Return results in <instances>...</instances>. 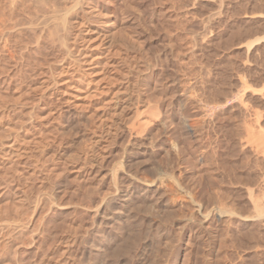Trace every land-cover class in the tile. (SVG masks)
<instances>
[{
  "label": "rangeland",
  "instance_id": "1",
  "mask_svg": "<svg viewBox=\"0 0 264 264\" xmlns=\"http://www.w3.org/2000/svg\"><path fill=\"white\" fill-rule=\"evenodd\" d=\"M106 1L108 24L85 14L81 36L102 50L99 27L127 44L104 53L110 64L92 75L109 90L89 99L69 88L80 96L66 92L55 111L41 112L40 131L53 140L43 132V144L27 150L45 162L27 151L13 164L5 154L21 121L33 119L14 113L1 90L0 264H264V0ZM117 90L139 100L111 107ZM82 98L92 110L76 109ZM10 114L21 118L16 127ZM145 117L143 132L130 131ZM146 194L153 209L140 222L152 229L131 257L115 259L122 223H140L132 206Z\"/></svg>",
  "mask_w": 264,
  "mask_h": 264
},
{
  "label": "bare ground",
  "instance_id": "2",
  "mask_svg": "<svg viewBox=\"0 0 264 264\" xmlns=\"http://www.w3.org/2000/svg\"><path fill=\"white\" fill-rule=\"evenodd\" d=\"M122 1H124V0H122ZM125 2L126 1H124V3ZM108 3L110 4V1ZM118 3H121V2H118ZM108 5H107V1L106 0H0V103H1L0 104V109H1L2 103H3V101H2L3 100V98H2L3 94L1 92V90H5V92L7 93L8 97H10L9 98L10 99L9 103L11 101L12 107L14 108V109H11V110H14L13 112L15 113L16 112L15 108L17 107V112H19V114H21L20 113L21 109L18 111L19 107L22 108V109H27L28 112H29V118L31 120L33 119V122H31V123L29 122L30 121L29 118H28V121L26 120L27 122H29V124L26 123L25 120L23 119V121H21L23 123L22 124L20 123L21 127H19L18 129L16 128L14 130L13 127L17 126L16 123H18L17 121H19L21 118H18V116L15 115V114H10V116L14 115L15 117L18 118L16 120H15V117H13V116H11L12 117L11 119L9 118L10 120H12V123L14 125V126L12 125L13 126L12 129L14 130V132L12 133L13 135L11 134V137L12 136L13 137L11 139L12 141L9 143V146H8L9 148L5 152V154L8 153L10 158L14 159V161H12L13 164L14 163H18V161H20L19 159L23 155H25L27 153V151H29V149H31V147H30L27 150V148H28L27 144L34 143V145L35 144L38 145L39 143H42L45 139H47V138L44 137L45 136L44 134H47L46 135L47 137H48V134L50 136H51V134L53 135L54 132L52 130L53 133H50V131H51L50 129L49 130L47 129L45 131L46 133L43 131L44 134H43V132L41 133V131L43 130V127H45L44 126L45 123L41 124V123H39L37 121V119L39 117H41V112L44 109H47L49 107V109H48L49 112H53V111L56 110V108H58L59 105L62 104V102H64V100H68L69 98L64 97L66 92L75 95V97L80 96L78 93H75L76 91L70 92L69 88H73V89H76V90H84L85 94H86L84 97L89 98V99L92 98V97H95L97 95H102V92H104L105 90H109V88L105 89V87L107 88V86L100 88L97 85H95V78H93L92 75L94 73L98 72L97 69H101L102 70L104 66L110 64V58L108 59L109 56L107 57V55L110 52V48L114 47V46L115 47L116 46L119 47L118 44L119 45L121 44L122 46H125L127 44V42L125 43V40H127V39L121 38V36H120L121 34L117 35V36H119V37H117V36H115L116 35L115 33H114L115 35L113 34V32H111L112 33L111 35L102 34V32L99 29V27L98 28L96 27L95 28V32L99 35L97 37L98 40H99V44L97 45V47L98 48L100 47L102 50L95 49V50H98V51L101 52V53H98V52L95 53L96 51L94 50V48H96V47H93L90 44H88V42L91 39V36H89V38L82 37L81 36L82 32L80 30V27H82V25H85V23H86V20H85L84 17H85V14H88V13L90 14V16L92 15V16L97 17V20L101 19L99 21L102 24H108V22L110 20V19L108 20V18H107L108 17L107 16L108 13L106 14L107 17L105 16L107 19L103 18L105 13L104 14H103V12L101 13L103 8L107 12H111V11H108L107 8H106ZM111 5H112V7H114L113 4H111ZM88 6H91L90 7L91 10H89ZM110 9H112V8H110ZM99 10H101V11H99ZM97 23H99V22H97ZM102 24H100V25H102ZM109 28H110V26H109ZM106 29H108V27ZM92 30H93V27L92 28H87L85 31H86V33L88 35V33L92 32ZM111 30L113 31V29H111ZM85 39H86V41H85ZM122 42L125 45H123ZM132 43L135 44V42H133V41H132ZM122 46H120V48ZM129 46H131V45H129ZM4 51L9 53V55H10L8 57L9 59H7L4 56V54H5ZM104 53H107L106 57L104 56L105 60H101L103 58L102 55ZM100 57H102V58H100ZM40 59H42V61H39ZM108 72H110V71H108ZM66 79H69V81H68L69 83L67 82V83L64 84L63 82ZM117 92H120V91L117 90L115 92V94H113L111 96V98H109L110 100L108 99L109 101H113V103L111 104V107L113 106L115 108H118L120 106L122 107L123 105H125L129 101H132V100H135V99L139 100V95L137 96V98H135L132 95H130L126 99H124V97H123L124 95L121 96V95L117 94ZM4 100H5V98H4ZM6 101H8V100H6ZM6 101H4L5 104H6ZM101 101H102V99H101ZM109 101H105V102H109ZM73 104L75 105L76 109L80 110L81 112L82 111L85 112V110L86 111L92 110V106H90L91 105L90 101L89 100H84L83 98H82V100L75 99L73 101ZM150 105L148 106V108L151 107V106H155V105H151V106ZM46 106H48V107L45 108ZM5 107H6V105H4V108ZM9 107H11V106H9ZM154 108L156 109V107H154ZM154 108L152 109V111H150V112L148 111L149 115H153L152 112L154 114L157 113L158 110H155ZM2 111H3V109H2ZM2 111H0V112L3 115L4 111L3 112ZM156 115H154L153 117H155ZM23 116H27V115H25V113H24ZM2 118H4V115L2 116ZM148 121H149L148 118H146L144 120H138L137 119L136 122L134 121V122L131 123L132 125H129V126H131L130 127V129H131L130 131H133V132L135 131V133L143 132L142 131L143 129H141V128H143L142 125L143 124L146 125V123H149ZM1 123H2V121H1ZM2 126H4V125H2ZM51 127L52 126H50L49 128H51ZM21 128H22L23 131H21ZM45 128H44V130H45ZM12 129H9V131L10 130L13 131ZM19 131H20L21 134H22V132H24L23 134H24L25 137L23 138V136H22V140H23L24 145L26 147L24 150L22 149L23 147H22L21 144L20 145H21L22 148H20V147L18 148L19 143L21 141V135H20ZM54 131L56 132L54 135H56L58 132L55 129H54ZM133 132H131V133L133 134ZM42 136L45 138V139H43V141H41L42 140L41 139ZM37 137H38L40 142H38ZM52 137L53 136H51V138L48 137V139L50 140V139H52ZM29 140H32V141H29ZM52 140H50V141H52ZM6 143H8V142H6ZM37 147L38 148H40V147L42 148V146H40V147L37 146ZM35 148L31 149V151L35 150ZM41 150H44V149H41ZM41 150H39V153H40ZM30 153H32V152H30ZM35 153H37V151ZM39 153H38V155H40ZM42 153L45 154L46 152L42 151ZM34 154L31 155V154L28 153V155L27 154L26 155H27V157H31V159H32V156L33 157L35 156ZM29 155H31V156H29ZM38 155H36L35 159L39 157ZM43 157H44V155H42L41 158H43ZM28 159L29 158H27V160ZM37 160H39V159L33 160V162H35V161L36 162H39V161L42 162L41 160H43L45 162L46 159L44 160V158H43V159H41L39 161H37ZM31 163H32V161H31ZM31 163H28V164L31 165ZM121 163H122V161H121ZM28 164H27V166H28ZM33 164H34L33 166H35L33 170H35V168H38V166H39V169H41L40 165L43 166L42 164H40V165L35 164V163H33ZM45 165H46V163H45ZM45 165H44V167H45ZM16 166H12L13 167L12 170L14 171L13 173H15L16 169L14 170V167H16ZM51 166H50V168H52ZM61 167H63V166H61ZM120 167H121V164L119 165V168ZM46 168L47 167H45V169ZM122 168H123V166H122ZM260 168H261V166H260ZM17 170H19V168H17ZM17 170H16V173H15V176L17 174ZM41 170H39V171H41ZM41 172L43 173V171H41ZM29 173L30 172H28V174ZM46 173H47V171H46ZM43 174H45V173H43ZM47 174H50V173H47ZM36 175H38L37 171H36ZM18 176H19V174H18ZM47 176H49V175H47ZM35 178H37V177H35ZM115 178H117V177L115 176ZM12 179H15V178H12ZM16 182H17V180H16ZM30 182L31 181L29 179V183ZM31 183H33V182H31ZM0 185H1V183H0ZM115 185H117V184H115ZM114 187H116V186H114ZM17 189H18V187H17ZM115 190H117V189L115 188ZM90 194H91V192H90ZM262 196H263V193H262ZM101 199H100V201H102ZM152 199H151V196L146 194V195H144V197H142V199H140L139 203L136 201V203L134 202L135 203L134 204L133 203L134 200L131 201L133 203L132 207H134V205H135V207L133 208V210L135 209L134 210V212H135V216H134L135 220L137 219L140 222L144 218H146L147 215L150 214L151 209H153V208H151ZM154 199H156V198H154ZM256 203H257V201H256ZM252 205H253V203H252ZM73 206H74V203H73ZM253 206H255V202H254ZM75 207H77V206H75ZM132 207H130L131 210H132ZM261 209H262V207H261ZM134 212H133L132 215H134ZM123 213L125 214V212H123ZM153 213H155V212H153ZM132 215H131V217H132ZM2 221H4V220H2ZM121 222H122V220L120 221V223ZM135 222H137V221H135ZM135 222H133V224L131 222L130 224H132V225H130V226H128L126 224L128 228L125 227L126 226V225H124L125 222L122 223V225L124 227H122V228L119 227V228H121V230L124 228V231L123 230L122 231L119 230V232H122V233L119 236L117 234L116 243L114 241V243H115L114 245L115 246L113 245L114 248L112 249V251L114 253L113 252L112 253L115 254V256H116V257H114L115 259L116 258L119 259L121 256L126 257V259H128L129 257H131L132 248L134 246L136 247L137 243L140 245V242H138V241L139 240L141 241L140 238L142 237L143 234L146 233V230H148V229H146V227L148 225L146 226L145 222H144V224L142 222H140V223L135 225L134 224ZM117 223H119V222H117ZM119 225L121 226V224H119ZM116 226H118V225H116ZM150 229H152V228H150ZM150 229H149V231H150ZM12 231H13V229H12ZM149 231H147L148 234H149ZM115 232H116V230H115ZM16 233H18V232H16ZM67 233H69V232H67ZM9 235H11V234H9ZM68 235H70V234H68ZM114 236H116V235H114ZM145 237H146V235L143 238H145ZM10 238H11V236H10ZM111 238H114V237H111ZM76 243H78V242H76ZM70 244H71V242H70ZM139 245H137V247H139ZM7 247H8V245H7ZM11 247H12V245H11ZM146 247H147V245H146ZM146 247H145V249H146ZM2 248H3V246H2ZM153 249L155 250V248H153ZM1 250H3V249H1ZM136 250H137V248H136ZM158 250H159V248H158ZM110 252H111V250H110ZM151 252H152V250H151ZM153 255H155V254H153ZM3 256L6 257L4 254H3ZM3 256H1V257H3ZM70 256H71V254H70ZM73 258H75V257H73ZM102 258H105V257L102 256ZM107 258L109 259V257H107ZM68 260H70V259H68ZM44 261L46 262L47 259L44 260ZM105 261L103 262L104 264H105ZM117 261H119V260H117ZM70 262H69V264H70ZM126 262H128V260L125 261L124 264H126ZM131 262L132 261H130V263ZM149 262H151V260ZM114 263H116V262H114ZM108 264H110V263H108Z\"/></svg>",
  "mask_w": 264,
  "mask_h": 264
}]
</instances>
